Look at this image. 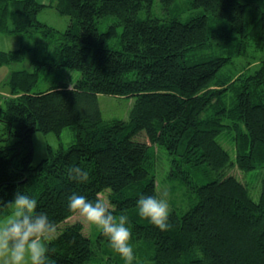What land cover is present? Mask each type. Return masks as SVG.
<instances>
[{
    "label": "trees",
    "instance_id": "16d2710c",
    "mask_svg": "<svg viewBox=\"0 0 264 264\" xmlns=\"http://www.w3.org/2000/svg\"><path fill=\"white\" fill-rule=\"evenodd\" d=\"M46 8L70 19L64 31L38 20ZM0 34H40L33 70L13 71L0 100V216L17 191L34 198L57 225L48 264H126L102 232L94 242L80 223L60 231L76 214L73 193H107L113 215L129 217L133 264H264V178L257 201L232 174L264 171V59L227 69L264 52V0H0ZM25 53L0 51V68ZM66 69L80 73L75 85L55 81ZM100 94L135 97L130 119L106 121ZM68 127L74 143L35 166V132ZM157 148L194 198L170 211L168 231L137 208L142 195L158 198ZM75 167L86 182L68 176Z\"/></svg>",
    "mask_w": 264,
    "mask_h": 264
},
{
    "label": "rangeland",
    "instance_id": "374dc122",
    "mask_svg": "<svg viewBox=\"0 0 264 264\" xmlns=\"http://www.w3.org/2000/svg\"><path fill=\"white\" fill-rule=\"evenodd\" d=\"M41 1V0H40ZM47 3L49 0H46ZM184 0H180L182 3ZM159 0H155V4L157 5ZM159 9V8H158ZM38 20L40 22H44L50 27H54L57 30L64 31L68 24V17L62 16L56 8H46L41 12L38 16ZM106 21H109L110 24L116 22V18L109 17ZM107 22L101 24V28L105 31ZM119 32H122V28L119 29ZM40 34H36L35 36L30 35H13V34H0V51H14L23 48L26 51V57L21 63L11 64L10 66H4L0 68V100L2 99V104L4 105V99L9 96L10 87L8 83L11 79V74L13 71L17 70H29L32 71L33 67L30 64V61L33 57H35L34 50L35 47L40 46L39 42ZM119 40H116L112 43V46L118 47ZM264 59V52L258 53L255 52L254 49L250 50V53L245 57H236L233 60V63L228 65V68L233 74L238 75L242 71L252 72L256 68H258L259 62ZM55 81L62 82L63 84L68 83L69 85H75L74 83L77 81V78L80 76V73L73 70H57ZM135 102V97H116V96H108L104 94H100L98 97V105H100V109L102 112V116L106 121L112 120H125L128 121L130 119V113L133 109ZM75 131L74 129L68 127L65 128L60 133L55 132H35L32 141H33V152L34 157L32 163L36 166L42 160L48 159L50 157L51 151L57 153L61 147L68 148L75 141ZM222 144L232 151L233 145L229 143L226 139H222ZM164 153V154H163ZM234 154V152L232 153ZM156 165H155V173L156 178L158 180V198H166L169 203V213L174 210L180 214L185 212L192 202L194 201L190 192L183 187L181 181L177 179L171 178L170 175V157L162 152L159 148L156 149L155 153ZM232 174L237 176V178L242 181L244 184L247 183L252 196L255 200L258 201L260 198V183L264 178V171L256 170L254 172L246 173L245 175L236 167L232 170ZM260 188V189H259ZM167 193L165 197L164 194ZM108 194H104L101 198L105 199L108 202ZM9 208V207H8ZM11 213V208L4 215L0 216V219L8 216ZM74 223H80L84 227V234L90 237L94 242L97 240V236L101 232L94 225H85L82 222V218L75 214L71 219L62 224L59 228L62 231L63 228L67 225H72ZM141 261H138L137 264H140ZM99 262H96L98 264ZM100 264V263H99Z\"/></svg>",
    "mask_w": 264,
    "mask_h": 264
},
{
    "label": "clouds",
    "instance_id": "9594fccd",
    "mask_svg": "<svg viewBox=\"0 0 264 264\" xmlns=\"http://www.w3.org/2000/svg\"><path fill=\"white\" fill-rule=\"evenodd\" d=\"M68 176L81 183L88 180V172L80 167L68 169ZM167 196V193L164 194ZM69 210L78 214L85 225H94L109 241L113 251L126 262L135 259L130 220L126 215L115 216L108 202L97 196L89 201L85 196L73 193L69 198ZM2 204V203H0ZM7 207L11 213L0 219V264H48L49 243L56 238L57 225L47 213L37 211V201L17 191L14 201ZM138 214L161 231H168L169 203L166 198L140 196Z\"/></svg>",
    "mask_w": 264,
    "mask_h": 264
},
{
    "label": "crops",
    "instance_id": "0c3cea01",
    "mask_svg": "<svg viewBox=\"0 0 264 264\" xmlns=\"http://www.w3.org/2000/svg\"><path fill=\"white\" fill-rule=\"evenodd\" d=\"M39 3H43V4H45V5H49L50 4V2H51V0H49L48 1V3H47V1L46 0H37Z\"/></svg>",
    "mask_w": 264,
    "mask_h": 264
}]
</instances>
